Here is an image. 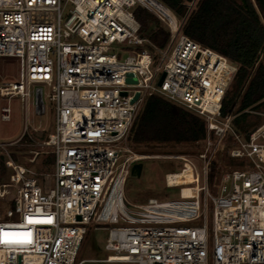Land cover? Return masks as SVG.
Segmentation results:
<instances>
[{"label":"built area","instance_id":"obj_1","mask_svg":"<svg viewBox=\"0 0 264 264\" xmlns=\"http://www.w3.org/2000/svg\"><path fill=\"white\" fill-rule=\"evenodd\" d=\"M137 7L169 29L165 47L141 34ZM185 21L160 0H0V59L19 60L18 80L0 84V98L17 99L25 116L22 135L0 143L12 171L0 186V200L11 205L0 232L32 233L31 244H0V264H85L78 254L92 224L108 231L105 249L113 254L106 263L264 264V120L242 140L236 115L222 116L238 66L184 35ZM153 95L204 119L207 137L194 143L204 142L200 152L133 149L131 130ZM48 113L55 131L41 141ZM12 115L10 105L1 107V122ZM228 135L238 144L230 157L241 164L211 185ZM39 148L52 149L50 174L33 169L46 153ZM147 158L180 163L179 173L191 171L194 182L173 186L168 174L166 185L180 188V200L149 198L128 209L125 183L133 164Z\"/></svg>","mask_w":264,"mask_h":264},{"label":"trees","instance_id":"obj_2","mask_svg":"<svg viewBox=\"0 0 264 264\" xmlns=\"http://www.w3.org/2000/svg\"><path fill=\"white\" fill-rule=\"evenodd\" d=\"M178 18L186 21L182 33L224 55L238 66L222 106V116L236 115L238 132L249 134L250 114L264 104V0H160ZM134 17L141 34L156 47L170 39L169 29L150 11L137 7ZM207 137V124L197 114L159 95L148 97L137 116L130 138L144 143H195ZM248 138V136H247ZM5 156H0V176L5 175ZM241 163V162H240Z\"/></svg>","mask_w":264,"mask_h":264},{"label":"rangeland","instance_id":"obj_3","mask_svg":"<svg viewBox=\"0 0 264 264\" xmlns=\"http://www.w3.org/2000/svg\"><path fill=\"white\" fill-rule=\"evenodd\" d=\"M199 0H193L190 3V9H194ZM256 4L255 0H252ZM72 6L67 5L64 8V18L69 12ZM19 77V60L11 57H4L0 59V84L3 82H16ZM232 90V86L229 88V92ZM47 92V90H45ZM10 105L12 108V121L9 123L1 122L0 120V143H10L16 141L23 133L25 127V116L21 109L20 102L17 99L0 98V109L3 106ZM50 107V103L47 102ZM250 114V126L247 129L248 132L253 130L264 120V104L258 110H251ZM33 124L36 126L39 124L38 119L32 118ZM42 127L45 132L38 137L39 140L44 141L47 134L54 133V118L48 113L44 118ZM242 140H246L247 134L239 132ZM211 142L213 146L218 147L219 140L216 135L211 136ZM238 144L234 142L231 135L220 145L216 158L213 163L212 171L213 177L211 179V185L218 183L220 175L234 167L240 166V161L231 159L230 152ZM133 149L141 154L149 155H163L168 152H188L197 153L204 147V142L200 145L194 143H144L138 144L132 142ZM15 148L9 150L14 151ZM40 149V148H39ZM27 150V149H26ZM42 150V149H40ZM44 152L37 159L33 169L39 170L40 174H50L53 171L52 165L54 161V154L51 148H43ZM18 158L17 155H15ZM142 164V173L140 178L129 177L124 186V198L125 204L128 209H133L132 205H141L148 201L149 198H155L158 201L180 200V188H168L166 185V176L168 174H176L181 171V164L171 160L147 158L139 162ZM11 170L6 171L5 175L0 176V186L9 182ZM203 183H200L202 185ZM9 199V198H8ZM0 200V219H7L6 212L11 208L9 200ZM190 225V224H189ZM113 226V225H111ZM96 224L88 226L87 233L81 245L78 261L87 260L85 264H121V263H106L102 260L106 259L108 255L113 254L105 249L106 240L108 238V231L105 229H96Z\"/></svg>","mask_w":264,"mask_h":264},{"label":"snow or ice","instance_id":"obj_4","mask_svg":"<svg viewBox=\"0 0 264 264\" xmlns=\"http://www.w3.org/2000/svg\"><path fill=\"white\" fill-rule=\"evenodd\" d=\"M29 224L33 223H51V220L47 221H37L29 218L27 221ZM32 233H10V232H0V244H31Z\"/></svg>","mask_w":264,"mask_h":264},{"label":"bare ground","instance_id":"obj_5","mask_svg":"<svg viewBox=\"0 0 264 264\" xmlns=\"http://www.w3.org/2000/svg\"><path fill=\"white\" fill-rule=\"evenodd\" d=\"M171 18L174 20V17L171 15ZM213 59H215V56L213 57ZM169 181L173 184V186H182V185H188V184H192L194 181L192 179V173L191 171H186L183 173H179V174H172L169 176ZM178 184V185H175ZM185 194H191L193 192V190L191 188H185L184 190ZM118 204H121V198L118 197L117 198ZM117 201L114 202V204L112 203L109 206V209L107 211V215L109 214H113L116 210H117Z\"/></svg>","mask_w":264,"mask_h":264},{"label":"water","instance_id":"obj_6","mask_svg":"<svg viewBox=\"0 0 264 264\" xmlns=\"http://www.w3.org/2000/svg\"><path fill=\"white\" fill-rule=\"evenodd\" d=\"M133 75H130V77H132ZM165 76L166 74H163L162 78H161V81H160V84L163 83V80L165 79ZM130 81H133L134 80H130ZM123 95H126V94H123ZM139 98V95L136 96V98L134 99V101H136L137 99ZM42 104V101H41V98H39V105ZM141 173H142V164L140 163H136V164H133L132 168H131V174H130V177L131 178H140L141 177Z\"/></svg>","mask_w":264,"mask_h":264}]
</instances>
